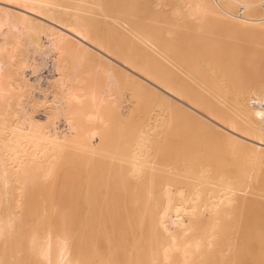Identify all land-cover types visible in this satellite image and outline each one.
<instances>
[{
  "label": "rangeland",
  "instance_id": "1",
  "mask_svg": "<svg viewBox=\"0 0 264 264\" xmlns=\"http://www.w3.org/2000/svg\"><path fill=\"white\" fill-rule=\"evenodd\" d=\"M89 1H91V2H88V3L86 2V3H84L86 5H84V4H80L78 2V0H59V2H61L60 5L62 4L65 7H68V6L73 7V5H77L78 7H81L80 5H83V7L85 6V8L81 9L82 11L78 10V12H77V14L78 15L80 14L81 17L87 16L86 18H84V21H86L87 23L86 22H85V24L83 23L80 26L81 27L80 29L85 30L84 32L90 38V40H92V41L94 40L93 41L94 43H92V44L96 43L95 45H97V44L102 45L104 43L103 47L105 49L108 48V49H106L107 50L106 53L109 55V57L106 54H104L100 51L98 52V50L97 51L95 50L98 54L102 55L107 60H109L110 55H111V57L114 56L115 58L119 57L120 59H118V60L120 62L119 61L115 62V60L112 61L113 59L110 58V61L112 62L114 68L112 67L110 70H108L109 69L108 66L106 67L101 60H99L98 58L96 59L93 56H89V55L85 56L86 55L85 54L83 56V58H79L82 60H78V59L75 60V59H73V57L71 55L72 53H69V52H68L69 54L62 53V56H61V53L60 54L58 53L59 57H56V59L60 60V61L59 60L58 61L61 65L57 62L59 64L60 68L58 66H56L57 68L55 67V70L52 71V74H48L47 72H45L46 70L43 69V71L40 72V74L43 77V79L49 78L48 80H50L49 81L50 83L56 82V80H58V78H59V79H64L65 81H63V82H68L69 84L71 83L72 85L70 84V86L75 87L74 88L75 90L80 89V91H78L76 94H78L79 97L81 96V99H80L81 103L76 104L77 107H76V105H74L75 106L74 111L72 112V114L74 116L73 117L70 116V117H72L71 121H74L73 118H75V117L78 118L77 116H75V115H77L75 113L77 112V110L79 111L83 105H85L87 100H89L90 98H93V99H90V102H91V100H96V99L98 100V98H97L98 95L100 98L98 100L99 105L102 104V101H103V104L105 107L103 109V104H102L101 105L102 109H100L101 107L99 106L100 107L99 110H102V111L105 110L106 114L100 113L101 114L100 117L102 118L101 119L102 122H99L100 118L98 120H96L99 123L92 120V119H94V117L91 119L92 122L89 119L86 121L84 120V122H82L83 125H84V123L86 125V123L91 122V123H93L92 124L93 126H95L97 123L95 128L91 124H89V125H91L90 127H93L92 129H90L89 127L84 125L85 128L93 130L92 132H94L95 134L99 132L95 136V138L96 139L98 138V139L94 142L95 144L93 143L94 146L89 145L92 142L86 143V144H88V147L90 146L91 148H93L91 150L92 153L88 152L90 149L88 150V148H87V149H84V154H86L85 151L88 150L87 154H86V158H83L82 155L80 157V154L78 152L82 151V150H79L78 152L76 151L77 152L76 154H79V155H77V157L74 156V155H76V154H74L75 153L74 150L75 149L78 150L77 148L80 145L78 143H76V141L73 142V145H75V148L72 147L74 150L73 149H72L73 151L71 150L72 153L74 152L73 153L74 160H73V158H71L72 160L70 159V161L72 163L69 160L66 161L67 164H66V162L63 163V161H65V160L62 161L61 159L59 161V162L62 161L61 163H58V162H57L58 164L56 162L51 163L52 165L54 164L53 166L50 165V167L53 169V171L51 169V171H52V172H50L51 174L46 179L42 177V180H39L37 183H34V184H36V186L37 185L40 186L41 182H43L44 184H41L43 186H40V187L37 186L36 187L33 184H32L33 185L32 186L30 183L31 186H28V185L26 186V184H23L26 188L24 189V187H23L21 189L23 181L20 184L21 187L19 185V183H20L19 182L17 184L19 185V188L21 190H23V191H20V192H23L22 193L23 196L20 194L21 197L16 198V195H19L18 193H20V192H18L19 190H17L18 193H15L16 189L18 188V186L15 183L14 186H17V187H15V189H13L12 187H14V186H12L11 189L15 190L14 194H16V195H13L15 197L12 198L10 196L11 194L9 195V193H12V190H11V192H9L8 189H10V188L5 189L4 187H6L8 185L6 184V186H4V184H3V186H4L3 187L1 185L2 181H0V225H3V227L7 226L6 228H3L6 232L2 229V235L0 236L1 237L0 238V249H1L0 253L4 256L3 259H4L5 264H34L37 259L35 258L36 259V260L34 259L35 261L32 260V258H33L32 256H34L35 254L37 255L35 257L40 256L41 252L37 253L39 250L41 251V249H39V248L40 247L43 248L44 246L46 248V246H48L47 244L50 243L49 242L50 237L53 238L54 235L57 237H58V235H60V237L62 238L61 239L58 237V239H57V237L54 236L56 239L55 238L53 239V241L55 240V242H57V240H58V246H60L59 248L61 249L62 245L66 246V248H67V252H65V253L63 252L64 258H65V254H68L69 251H70V254L73 252L75 254L74 256L76 258L71 257L70 254H68V256H69V259L71 257V259H72V260L70 259L71 261H73V259L74 260L77 259V264L79 263L78 261H79L80 257L78 255L76 256V254L79 253V255H80V252L82 253V251H84V250L86 251V253H89V254L92 253V254H90V256H86L87 254H85V255L81 254V255H83V257L86 256V258L91 259V260H88V259L85 260V261H87V263L89 262V264H94L95 262L97 263V261H98V264H105L103 261L106 260L105 259L106 255H107L106 253L110 251V248H112L111 249L112 255L110 253L111 258H109L110 257L109 255H107V261L109 259H110V261L108 263L106 261V264H113V263L114 264H118V263L122 264L123 262H121V260L123 261V259H125V257L122 258L123 256H126V257L129 256V257L133 258L132 255H134V254H135L134 258H136V259H134V258L133 259L138 261L137 259L139 258V259H141L140 261L142 262V264H144L145 261L149 260L147 258L145 259L144 255H147V254L150 255L152 252H156L153 249V247L155 245H153L152 239L149 237L150 238V240H149V238H147V236H146L148 234H145V233H150L147 231H148V229L150 231V228L155 226L153 221L156 219L159 221V222L157 221L159 224L156 222H155V224H157L156 226L159 225V227H160L161 223H162L161 225H163L164 221L167 218L172 219V221L176 220V222H177V220H178L179 222H181L180 217H181V215L182 216L184 215V213H183L184 209L185 208L190 209L191 206H194L196 201H197V198H199V196L201 195L198 193L197 189H194L195 187L199 189V186H200V187L204 188V189H202L204 191L207 189L206 192L209 195L210 192L208 193V190L210 191L211 189H214L213 187L216 188L217 185H218V187L220 186L219 188H221V187H223L222 185H224V181H225V183L227 181L228 183L229 182L231 184L233 183L232 185L230 183H229L230 185L228 183H226L225 185L227 186V184H228L229 189L232 188L234 190H237V192H236L237 196L240 195V193H242L241 195L242 196L244 195V198H246L247 195L252 192V193H255V195L257 193L256 197L258 196L259 197L258 199L260 201L264 200L263 199L264 198L263 197L264 196V158L261 159L260 161H257V162L254 161L255 163L252 161L249 162L250 159H246L247 157H245L244 155H241L240 151H238V150H241L240 147L237 145H236L237 147L235 145H233L232 144L233 142L232 141L229 142L228 138H227L228 141L225 140L224 135H223L224 136L223 137L220 134L215 133V132H213V134H210L211 131L209 132L208 130H206V127L203 128L202 124H200L202 126L199 127L200 125H198V121H196L197 122V124H196V123H191V120H190V122L187 120L185 121L186 118L182 120L181 118L183 116H181V118L180 117L177 118L178 113H179V115H181L180 112H178V113L174 112L173 113V111L170 110L171 108L173 110H175L174 107H172L173 105H171V102H173V101L179 102L177 100V98H180V97H179V95L177 97L176 93L178 91H177V89H174V84H176V79H178V76L180 75L179 79L182 80V78H183L185 80V82L187 84L184 82V80H182L183 83L188 85V88L190 87L189 89L192 90V92H194L193 94L194 95L197 94L196 96H201L200 102H203V104H205L204 103V101H205L208 107H210V106L212 108L218 107V110H219L218 112L222 111L220 113L225 114V115H222L223 117H226L229 121H230V119H231V121H233L230 123L231 124L234 123L235 126L232 124V126H234V128L239 129L240 131L242 130V131L248 132L252 135L260 134L264 137V31H263V38L261 40L260 39L256 40L254 38L250 39V37L249 38H248V36L245 37V35H243V34H241V35H243V36H241V35H239V34H237L234 31L229 29L227 23L230 20L231 16L228 13L227 14L225 13L226 16L225 15L219 16V15L212 14V13L209 15L205 14L204 18L201 16L200 19H197V17H196V20L194 18L187 17L186 14H188V12L186 13V9H188L187 8L188 5H185L186 4L185 0H147L145 2V5H143V3H144L143 0H126V1L121 0L123 2V4L120 0H95V1L89 0ZM184 2H185V4H184ZM93 3H94V5H93ZM98 5H99V7H98ZM259 5L263 10V3H260ZM236 7L238 8V6H236ZM73 8H75V6ZM87 8L90 10H88ZM237 8H236V10H237L236 13L239 14L238 13L239 8L238 9ZM11 9H14V8H11ZM70 10H72V9H70ZM84 10H86V11H84ZM92 10H94V11H92ZM41 11H43V10H41ZM67 11L63 10L62 16L63 15L66 16L65 13H69V11L68 12ZM74 11L75 10L71 11V13H73ZM76 11H77V7H76ZM79 11H80V13H79ZM43 12H46V10H44ZM82 12L87 13V14L83 15ZM93 12H94V14H93ZM48 13H46V14H48L49 18L46 16H45V18H43V17L38 18V16H36V15L35 16L30 15V17H32L31 20L33 22H34V20L35 21L37 20L34 23L38 22L39 25L42 24V27L45 26L44 28H48V27L54 28L55 25L52 22H57L60 19L58 20L57 19L58 17L56 18L57 14H55L56 15L55 16L53 14L50 15L51 12H48ZM74 14H75V12H74ZM227 15H228V17H227ZM50 16H52V18H50ZM54 18H56L57 21H55L56 19H54ZM72 18H75V16ZM201 18H203V19H201ZM12 19H13V17H12ZM86 25L88 26L89 29H86L87 28ZM121 26H123V27L121 28ZM123 28H124V30H123ZM87 30H89L90 33L86 32ZM9 31H11V29ZM12 32H13V30H12ZM146 32H149V33L153 32L154 34L157 33L155 36V40L150 39L149 37H148L149 39H147L146 38L147 36L144 35ZM14 34H16V32ZM13 35L12 36L10 35L11 38L13 37ZM16 37H17V35H16ZM179 37L181 38L180 42L178 41ZM182 37H183V39H185L184 44L182 43V45L186 46L188 50H185V51L180 50L181 49L180 48L181 47V45H180L181 41L183 42ZM11 38L8 39V41L11 40ZM22 38H25V37H22ZM144 38H146L147 40L153 41V42L149 41V43L153 44V45H151L152 50H150V51H151V53L153 51H155L156 55L158 54L157 57L158 56L159 57L158 58L156 57V58L158 59V61L162 62V63L161 62L160 63L163 65V68H165V69L167 68V70L169 68H170L169 70H171V69L175 70V73H174V71L171 70L173 72V75H171L170 78L166 77L163 79V81H162L163 86L161 85L160 89L153 86L155 90L160 92V94H159L160 96H162L161 94H163V96L164 95L166 96V98H164V99H166V101L163 98L160 99L161 101H159V98H157V100H156V97L154 98V94H151L150 92L145 91V90H143V91L140 90L139 89L140 87L136 86L137 84L134 82V80H136V78L143 80L141 77H139L136 74V72L138 73V70L139 71L144 70L146 68H149V66H150L149 61H146L144 59L139 58L134 52L135 48L139 47V45L142 44L143 41H145ZM198 38H200L202 41ZM191 39H194L195 41H197V39H198V41L195 42L194 40H191ZM21 41H22V39H21ZM167 42L169 43V46H171V48L166 49L165 45H167ZM196 43L198 45H202V44L206 43L205 44L206 46H208L207 44H210V46H208V47H214V49H213L214 51H216L215 49H216V47H218L217 45H219V48H217L218 53H216L217 51L214 53L212 52L213 54L209 53V52L207 53L206 52L207 48L205 47V45L204 46L202 45L201 48L203 49V47H205L206 49L205 48H204L205 50L201 49L202 50L201 51L200 49L196 48L198 45L196 47H194ZM211 44H212V46H211ZM214 44H215V46H214ZM224 44H225V46H224ZM226 44H227V46H226ZM177 46L178 47L180 46L179 52H181V51L184 52V53H182V52L180 53L181 54L180 57H179V52H177V50H176ZM223 46H224V48L222 49L221 47H223ZM8 47H10V46H8ZM186 47H183V48L186 49ZM190 47H192V49ZM227 47H229L231 49L235 48L233 50L234 52L232 53L231 50H229V54H230L229 55L227 52L229 48H227ZM23 49H25V47ZM209 49H212V48H208V51H209ZM220 49H222L221 52L226 51V53L222 54V56H221L222 58L220 57L221 52L219 53ZM224 49H225V51H224ZM5 50H6V48H5ZM204 51H205V53H204ZM146 52H147V49H146L145 53ZM149 52H147V54L151 57V59L153 57L155 58V52H153L152 54ZM175 54L176 55L178 54L177 55L178 57L175 56ZM224 54L225 55L227 54L226 55L227 57ZM152 55H153V57H152ZM70 56L72 57V59ZM5 57H6V55H5ZM61 58H62V60H61ZM69 58H70V60L67 61V59H69ZM7 59L8 58H5L4 60H7ZM19 59H20V56H19ZM56 59L54 56V60H56ZM154 60H156V59H154ZM15 61L16 60L14 59L11 62H15ZM71 61H73L74 63L72 62L70 65ZM7 62L8 63L7 64L5 63L6 65L2 67V68H5V70L6 69L9 70V71L4 70V74H6L4 76V78L6 76L12 77L13 74L11 75V73L14 72L11 70V68H13L14 65H12V67L10 68L11 62H9V60ZM39 63H40V60L37 58V64H39ZM131 64H133L134 67H136L137 69H133ZM243 64H245V65H243ZM39 65H41V64H39ZM129 65H131V67ZM242 65H243V67H242ZM247 65H248V67H246ZM6 66H7V68H6ZM42 67H44L43 64H42ZM42 67H40V70H42ZM104 67H106V68H104ZM245 67H246V69L248 68V70H245ZM237 68L239 70V74H238ZM59 69L60 70L62 69V70L59 71ZM240 69H241V72L243 73L244 76L242 74L240 75V73H241ZM2 71H3V69H2ZM58 71L61 72L62 74L61 73L59 74ZM236 71H237V73H236ZM56 72H58V74ZM225 72H226V74H225ZM257 72H258V74H257ZM259 72H260V75L263 72V74H262L263 77H262V75L261 76L259 75ZM8 73H9V75H7ZM250 73H252L253 75H251ZM254 74H256V75H254ZM15 75H16V73H15ZM246 75H247V78L245 77ZM250 75L253 76L254 78L250 77ZM0 76L2 77L3 74ZM56 76H57V78H56ZM108 76H109V79L104 80V78L108 77ZM236 76H238V77H236ZM9 77H8V83L12 84L11 82H13V85H12L13 88L15 86V83L20 84V82H17L18 78L13 77V79L15 78L14 81L17 79L14 82L13 79L12 78L9 79ZM171 77H173L175 79H173ZM226 77H228V79ZM31 78L32 79H30V80H31L32 84L36 85V83H34L35 82L33 79L34 77H31ZM224 78H225V80H224ZM235 78H237V79H235ZM256 79H258V81H256ZM6 80L7 79H5V82H6ZM174 80H175V83H174ZM252 81H254V82H252ZM68 83H67V86L69 85ZM259 83H261V84H259ZM252 84H253V86H252ZM35 85H33V86H35ZM44 85H45V82H42V84L40 85L41 90L45 88ZM260 85H262V86H260ZM87 87H90V88H87ZM176 88H178V86H176ZM252 88H253V90H252ZM84 89H85V91H84ZM173 89L176 93L173 92ZM22 91H24V88ZM101 91H104V93L100 94ZM81 94L82 95L84 94L85 97L82 98ZM100 95L103 97V99L106 95L108 97V99H107V97H105V99L101 101L102 98L100 97ZM174 96L177 98H175ZM254 97L259 102V103H257L258 105H261L262 104L261 102L263 101V109L258 110L257 115H251V114H249V111L247 110V106H248L250 100ZM106 99H107L108 103L110 101H115V102L108 104ZM155 100L157 102H160V103H157ZM168 100H170L171 102L170 101H169L170 103L167 102ZM104 101L106 102V105H105ZM121 103L122 104L125 103V104L130 105L129 106V113L130 114L127 112L125 114V116H127V117L124 116L125 118H123V116H122L123 120L121 119V115H120V118H118V120L121 119V121L120 120L119 121L122 124L120 122H118L117 119H116V121L118 123H116L115 118L113 119V115H111L109 113L112 110V109L109 110L110 108L115 107V109H116V106L118 104L120 106ZM172 104H174V103H172ZM161 108H162V111L165 112V115H166L165 120L166 121L164 120V122L161 125L159 124L160 126L153 127V125L154 126L156 124L158 125V123H156V124L153 123L152 114L155 111H157V109L161 110ZM3 109L4 108H2L0 110L1 113H2ZM258 109H260V108H258ZM112 112L113 111H111V113ZM9 113H10V110H9ZM113 113H116V111L114 110ZM128 114H129V116H128ZM115 115H117V114H115ZM110 116H112L111 119H110ZM40 117L41 118H39V120L44 121L43 120L44 116L42 113H40ZM118 117H119V114H118ZM175 118H177V119L180 118L181 120L176 121ZM203 118L206 119L207 121L213 122L211 117L206 118L203 116ZM124 119H127V120H124ZM173 119H174V121L171 122V120H173ZM75 120H77V119H75ZM119 123H120V125H119ZM171 123L172 124L174 123V124L172 125ZM170 124H171V128H169ZM212 124H214V122ZM61 125L62 124L60 123V126ZM136 125L138 127H140L143 131H144V129H145V131L148 130L149 132H151L153 134L152 135L153 138L156 137V139H158V140L154 139L155 142L156 141L158 142V144H156L157 142L153 143L154 140L152 141V143L154 145L156 144L155 146H153L155 148L151 147L153 145L152 143L150 144V148H149V154L150 155H148L150 162H147V163H152L151 164L152 168H154V169L156 168V170H157L158 175L156 173H155V175L158 178H156V177H154V178H156L158 180L165 179L164 181L166 183L168 182L167 180L170 179V180H172L171 182L176 183L177 187L174 186V188H176L177 191H180V189L182 190V194H181V192H179L177 194H176V192L175 193L172 192V194L173 193L176 194L175 195L176 199L178 198L176 203H175V201H176L175 197L172 196L171 193H169V195L172 196L174 201L171 200L173 202L171 203V201H170V203H171V205H170L169 201H166V199H165V203L168 202L169 206L166 205L167 203L164 204L165 206H168L166 208L163 207V208H165L164 211L162 210L163 208L162 207L160 208V205L157 204L158 202L155 203V201H154L156 199H157L156 201H158V198H157L158 194H156V193L159 191L160 186H158L157 184H154L155 181L151 183V181L155 180L153 178V174H154L153 171L150 172V173H153V174H151L152 178H151V176H149L150 173H148L147 176L146 175L144 176L145 172H144V174H141L143 177H141V175H140L139 178L136 177V175L132 172H131L132 175H130L131 173L129 174V172L132 168H131V165L128 161L129 160L128 155H126L128 158L126 157V160H123V161L124 162L128 161L129 165H127L126 162L125 163L121 162L122 158H124V157L121 158V157L116 155V153L118 154L117 149H121V147H122V146L120 147V144L121 143L123 144L125 142L126 137L129 136L127 133H131V130L134 131L135 130L134 128H136ZM133 126H135V127H133ZM151 127H152V130L150 129ZM222 130H224V129H222ZM123 132L126 134H124ZM67 134L68 133L65 132V135H67ZM123 134H124V136H123ZM155 134H156V136H155ZM169 136H170V138H169ZM219 136H220V138H219ZM110 137H112L113 139ZM117 137L119 140H117ZM177 137H179V138H177ZM180 137H182V138H180ZM128 139H126L127 140L126 143H128ZM93 140H95V139H93ZM117 142L118 143L120 142V143L118 144ZM213 143H214V145H212ZM113 145H116L117 147H120V148H116L115 146L113 147ZM123 145H124V147H122V149L127 148L129 151H131L132 150L131 148H133V143L129 146L125 145V144H123ZM199 145H202V146H199ZM85 146H87V145H85ZM156 146H157V148H156ZM112 148L116 149L117 151L115 150L116 151L115 152L114 149H112ZM81 149H83V148H81ZM122 149H121V151H122ZM199 149H200V152H199ZM221 150H223V151H221ZM93 151L95 153H93ZM191 151H193V152L196 151L197 154H194L193 156L188 155L189 157L191 156L190 158L186 157L185 154H188L189 152L191 153ZM219 151L221 153H219ZM206 152H207V155L204 154V159L203 158L201 159V157H203V153H206ZM237 153H238V156H237L238 158L236 157ZM120 154L124 156V153L123 154L120 153ZM195 155H196V157H199V159L201 161L199 159L194 158ZM205 156H206V158H205ZM214 157L217 159H215ZM76 158H78V159H76ZM82 158L84 161L82 160ZM236 159H239V160H237V162L240 164L237 165L236 164L237 162H234V161H236ZM198 161H200V163H198ZM231 162L234 165L231 164ZM244 162H246V163L244 164ZM222 163H224V164H222ZM74 164L76 166L78 164V166L76 167ZM213 164H214V166H213ZM215 164H217V165H215ZM151 166L150 167L146 166V169L148 170V171H146V169H145L146 173L149 172V169L151 168ZM244 166H245V168H244ZM124 167L126 169L129 167V169L126 170V169H124ZM238 168H239V170H238ZM115 169L117 171H119V169L125 170V173H128L130 176H132L131 179H126V178H124L125 174L121 173L122 178H124L123 179L124 183H125V179L128 181L127 187H129V188H127L123 182H120L121 184L122 183L123 184L119 185L120 183H118V181H120V179L122 181V178L121 177L118 178L117 176L118 175L120 176L119 172H121V171L117 172ZM154 169H150V170H154ZM245 169H247V170L245 171ZM114 170H115V172H114ZM128 170H129V172H127ZM242 170H244V171L242 172ZM201 172H203V173H201ZM219 172H220V174H219ZM116 173L118 175H116ZM221 174H223L224 176H222ZM113 175H115L118 178V179H116L117 181L114 179L115 176H113ZM129 175H127V177ZM225 175H226V177H225ZM133 176H135L136 178H134ZM202 176H203V179H202ZM145 178H146V180H145ZM39 179H41V178H39ZM133 179H135V181ZM195 179L196 180L200 179L201 183L199 180L196 181ZM44 180H45V182H44ZM149 180H151V181H149ZM170 180H169V182H170ZM222 180H223V184H222V182H220ZM145 181H146V183H145ZM164 181H163V183H164ZM116 182L118 184H116ZM163 183H161V184L163 185ZM189 183H191V186H189L190 185ZM132 184L134 185L135 190H134V187ZM146 184H150V185H148L149 187ZM219 184H221V185H219ZM154 185H155V187H154ZM10 186L11 185H9L8 187H10ZM124 186H125V188H123ZM190 188H191V192H189ZM226 188L227 187H225V190H228V188L227 189ZM221 189H223V188H221ZM167 190L165 191V193L171 192V190L170 191L169 190L167 191ZM242 190H244V191H242ZM155 191H157V192L155 193ZM247 191H248V193H247ZM7 192H8V195L6 194ZM134 192H136V193L141 192V193H138V194L135 193V195H136L135 196L133 194ZM199 192H201V190H199ZM154 193H155V196L156 195L157 196H156V199L153 200V198H155ZM131 194H133V195H131ZM245 194H247V195H245ZM251 194H249V197L252 195L254 196V194H252V195ZM164 195H166V194H164ZM164 195H163V197H164ZM169 195L167 194V197ZM178 195L179 196L183 195L182 196L183 198L181 196L179 197ZM122 196L125 197L124 199L121 200L124 203L120 201L121 204H119L120 202H118V204L117 203H115L113 205L111 204L113 206V211H115V212H113L112 207L110 205V201H108V200H110V198H111V199H116V201H117V199L119 197L121 198ZM148 198H149V200L151 199L155 203L154 204L150 200L152 203L151 204V208H152L151 210L154 211V213H157L156 216L153 215L154 219L146 216L148 212L146 213L144 211L145 207L143 208V206H144L142 204L143 202L141 203V201H148ZM172 198H170V199H172ZM126 199L128 200L127 203H125ZM168 199H169V197L167 198V200ZM234 200H233V204L230 205V206H232V207H230V208H232V209H230V210H232V212L227 213L229 211V209H228V211H227V209L224 210V211H227V212H224V214L226 213L227 216L223 214L224 215L223 217H226L225 219H227V220L229 219V220L227 221L224 219L226 221V224H225V223H223L224 222L223 217L222 218L220 217L219 219L223 220V222L221 220L222 226L221 225L217 226L218 224H216V227L217 228L219 227V230L216 228V230L219 231V233L221 230L220 227L222 228V227H225L227 224L228 225L230 224L229 227L230 228L232 227V229L229 230V228H228L227 231L228 230L230 232L232 231L233 234L228 231L229 235L226 236V234H225V236L229 237V239L226 238V240L225 239L222 240V238L225 237L222 235V237H220L221 239L219 238V241H217V239H218L217 237L220 235L217 232L216 234H219V235H217L216 238L215 237L211 238V240L213 241V244L210 247V249L214 248L215 247L214 245L217 242L218 244L217 243L216 244L220 248V251H221L220 256L224 257V258H220L218 256L219 253L217 252L218 254L216 253V255H217L216 260L220 259V261L218 260L215 262V259H214V261L212 260L213 263H211V264H218V262H220L219 264H221L223 262H226V259L228 257L231 258L232 254H233V250H235V247L233 248V246H234L233 244H235V246L238 245L235 242L234 238L238 237V241H237L238 243H239V240H241L239 238H241V236H242L241 233L243 232V231H241V233H240V229L243 228V226H240L241 223H243V222H241L242 219L240 218L242 216L239 215L240 213L238 211H240V209H238L239 206L237 208V203H234ZM92 204L95 206H93ZM126 204L128 205L129 209L131 210V212H129V210L127 212V215H128V213H129V215L131 214L130 216L128 215L129 220H128L127 215L126 214L124 215V213L127 210L125 207ZM153 204L159 205L160 211L154 210V209H158V208H156L158 206L155 207ZM153 206L155 208H153ZM108 209L110 210L109 214H108V212H109ZM140 209L141 210L143 209V212H141ZM235 209L238 211L236 212ZM103 210L106 213L103 212ZM145 210L147 211V209H145ZM152 211H150V212H152ZM243 211H244V208H243ZM11 212H13V213H11ZM101 212L103 213V215ZM9 213L11 215L13 214L12 215L13 217ZM16 213H17V215H16ZM219 213H221V212H219ZM234 213H237V214H234ZM243 213L241 215H243L245 217V214H243ZM133 214H134V216H133ZM152 214H153V212H152ZM221 214H219L218 217ZM137 215H138V217H137ZM148 215H151V214H148ZM234 215H235V217H234ZM237 215H239V216H237ZM121 217H123V219ZM140 217H142V218H140ZM237 217H238V220H237ZM14 218H17V219H14ZM133 218H135V220ZM203 218H205V216H203ZM208 218H210V217H208ZM208 218H206V219L208 220ZM7 219H9L8 221H11V222H8ZM12 219H14V220H12ZM101 219H102V221H101ZM120 219L123 220V223H121V224H120L121 221L119 222ZM125 219L129 221V224H131V222L134 223V224H131V226H130V227H132L131 229L129 228V224L127 223L128 221H126ZM131 219H133L134 221ZM142 219L145 220V223H144V220L142 221V223L144 224V225L142 224L144 226V229L143 228L140 229V227H142V225L140 226L141 223H139V222H141ZM148 220L151 222L150 225H147L149 223V222L147 223ZM210 220H211V218H210ZM111 221L114 224H116L117 226L118 225L119 226L117 227ZM125 221H126V225L128 224L127 225L128 227L124 224ZM215 221H216V223L220 222V221L214 220V223H215ZM6 222H8V223H6ZM233 223H234V225H233ZM69 224L71 227L69 226ZM170 224L172 226H174L175 222L170 223ZM224 224H225V226H224ZM94 225L95 226L97 225V226L95 227ZM98 225H99V227H98ZM124 225L128 228V231H129L128 236L129 237L126 234H125L126 237L125 236L122 237V235H124V232L126 229L124 227ZM209 225H211V224H209ZM228 225L226 227H228ZM104 226H105V231L104 230L103 231L104 232L107 231L108 233H106V234H104V232H103V234L101 232L99 233L98 231H100L102 228H104ZM156 226H155V229L154 228L153 229L156 231L163 229V231L160 230L161 231L160 234L162 235V233H163V235H164V233H165L164 228H166V227L161 226L162 228L160 227V229H158L159 227H156ZM213 226H215V224L212 223V226H210L211 229L213 228ZM9 227H10V229H9ZM68 227H70V228H68ZM94 227H95V229H94ZM97 227L99 228L98 231H95V233L93 232L94 233L93 234L92 231L97 230ZM100 227H102V228L100 229ZM111 227L113 229H112V231H110L111 232L110 233L108 230L109 229L111 230ZM116 227H117V229L115 230ZM203 227L206 228V225ZM238 227H241V228L238 229ZM107 228H109V229H107ZM196 228L194 229L195 232H193L191 230L194 234L193 236H195V234H196V236H198V234L201 233L202 227H199L198 228L199 230H197ZM135 229H136V231L133 232V230H135ZM137 229H140V230H137ZM235 229L238 230V234H236L237 232ZM53 230H54V232H53ZM69 230H72V232ZM131 230H132V233H134V234L130 233ZM145 230H147V231H145ZM166 230H165L166 234L168 232V234L170 235V233H171V232L169 233L170 230H168V229H166ZM225 230L226 229L224 228V231ZM60 231H62V232H60ZM160 231H158V232H160ZM197 231H198V234L196 233ZM224 231H222V232H224ZM50 232H51V234H49ZM70 232H71V234H70ZM96 232H98L99 234ZM228 232H227V234H228ZM45 233H47L48 237L44 236V235H46ZM52 233H55V234L53 235ZM119 233H121V234H119ZM126 233H127V231H126ZM224 233H226V232H224ZM61 234L64 235L66 240L64 239L63 236H61ZM110 234H111V236H110ZM130 234L134 235V237ZM38 235L42 236V238ZM50 235H52V236H50ZM115 235H116V237H115ZM165 235H164V237H167V235L166 236ZM243 235H244V232H243ZM188 236L191 237L190 234H188L186 237H188ZM196 236H195V238H196ZM232 236H234V238H232ZM37 237L39 240L38 242L40 244L37 247H35L33 242H35V238L37 239ZM33 238H34V241H33ZM76 238H78V239H76ZM89 238H90V240H89ZM142 239L143 240L145 239L144 241L149 240L150 242L146 243V242L142 241ZM90 241L91 242L94 241V242L91 243ZM108 241H109V244H108ZM233 241H234V243H233ZM96 242H97V244H96ZM140 242H144V243H140ZM59 243H60V245H59ZM139 243L142 246L144 244V246L145 245L146 246L153 245V247L149 246V249H147V247H144V246L139 247L140 246ZM91 244H92V247H91ZM114 244H115V246H114ZM130 244H131V246H130ZM137 244H139V246H136ZM219 244H221V245H219ZM106 245H108L109 248ZM122 245H123V248H122ZM133 245L136 247V250L139 247V249L137 250L139 252L136 251V253H133V251H131L130 248H132ZM69 246H71V248ZM224 246L227 248H225ZM228 246H229V248H228ZM63 247H62V251L65 250V248H63ZM85 247L86 248L90 247V251L87 250ZM236 247L238 248L239 246H236ZM36 248H38V249H36ZM119 248H120V250H121V248L126 250V251L125 250L121 251V252L125 251V255H122V257L121 256L117 257L118 255H120V254H118V252L120 253ZM76 249H77V251L75 252L74 250H76ZM82 249H84V250H82ZM93 249L95 250V252L97 251L96 254H95ZM105 249H106V253H103V250L105 252ZM133 249H134V247L132 248V250ZM142 249H145V250L143 251ZM146 249L148 251L147 253H145ZM225 250L228 253H226ZM236 250H238V249H236ZM236 250H235L234 254L237 256ZM2 251H3V253H2ZM99 251H101V253H99ZM140 251H143L145 254L143 252H140ZM150 251H152V252H150ZM217 251H219V250H217ZM231 251H232V253H231ZM126 252H129V253L126 254ZM210 252H212V251H210ZM210 252H209V254H210ZM137 253L138 254L143 253L144 255L142 256V254H140L141 256L139 255V257H138ZM102 254H103V256L105 254V258L102 261L103 263L101 262V260L103 259V257L101 258ZM156 254H158V256H159L160 253L157 252L154 254V256ZM214 254H215V252H214ZM234 254H233V256H234ZM211 255H212V257H214L213 254H211ZM225 255L226 256L228 255V256L226 257ZM68 256L66 257V259H64L63 257H60L59 260H61V261L64 260V262H65V260H69V259H67ZM98 256H100L99 258H101V260H98L99 259V258H97ZM154 256L152 255L153 258H154ZM77 257H79V258H77ZM129 257L125 260H128V262H129V260L133 262V259L131 258L132 259L131 260ZM160 257L158 260H155V263H156V261L161 260L162 257L161 258ZM200 257H202V256H200ZM40 258L41 257H39L38 259H40ZM94 258H96L97 261ZM119 258H122V259L120 260ZM198 258H195V259H198ZM230 258L227 259V261L230 260L231 262H233V259H235L236 257L233 259H230ZM54 259H55V257H54ZM195 259H193L194 260V262L192 261L193 263L196 262L198 264H203V263H199L200 261L197 262L198 260H200V258L197 261ZM201 259H204L203 262L205 261V259L207 261V257L206 258L202 257ZM31 260H32V262L33 261L34 262L32 263ZM40 260L43 264H52V263H50L52 261L51 259H50L51 261H48V259H46V258H45V260L43 259V261H42V259H40ZM40 260H38V264L40 263ZM59 260L56 261V259H55L56 264L60 263ZM150 260H151V258H150ZM91 261H95V262H91ZM149 261H147V262H149ZM206 261H205V263H206ZM230 261H228V262H230ZM132 262H131V264L135 263V261L133 263ZM161 262H159V264L160 263L163 264L164 261L161 260ZM169 262H171V260L164 262V264H172V262L171 263H169ZM201 262H202V260H201ZM208 262H209V260H208ZM231 262H230V264H231ZM42 263H40V264H42ZM81 263H82V259L80 260V264ZM138 263H139V261L135 264H138ZM65 264H66V262H65ZM72 264H73V262H72ZM74 264H76V263H74ZM149 264H150V262H149ZM152 264H154L153 261H152ZM209 264H210V262H209Z\"/></svg>",
  "mask_w": 264,
  "mask_h": 264
},
{
  "label": "bare ground",
  "instance_id": "2",
  "mask_svg": "<svg viewBox=\"0 0 264 264\" xmlns=\"http://www.w3.org/2000/svg\"><path fill=\"white\" fill-rule=\"evenodd\" d=\"M95 1V0H94ZM93 1V2H94ZM121 1V0H120ZM123 1V0H122ZM121 1V2H122ZM126 1V0H125ZM147 0H143V5H145V2H146ZM186 1V4H185V2H184V4L185 5H188V9H186V13L188 12V14H186L187 15V17H191V18H194L195 20H196V17H197V19H200V17L202 16L203 18H204V16H205V14H207V15H209V14H216V15H219V16H226V14L228 13V14H230V20L228 21V27H229V29L230 30H232V31H234L235 33H237V34H239V35H241V34H243V35H245V37H247L248 36V38L250 37V39L252 38H254V39H256V40H261L262 38H263V31H264V0H185ZM68 2V1H67ZM78 2L80 3V4H84V3H88V2H91V1H89V0H78ZM117 2V1H116ZM60 3L61 2H59V0H0V75H2L3 74V76L1 77L0 76V110L2 109V108H4L3 110H2V113H1V111H0V181H2V183H1V185L3 186V184H4V186H6V184L9 186V185H11L10 187H8V186H6V187H4L5 189L7 188H10V189H8L9 190V192H11V190H12V193H9V195L13 198V197H15V196H13V195H16V194H14V191L15 190H13V189H15V187H17L18 186V188H19V185L21 184V182H22V187H21V185H20V187H21V189L24 187V189L26 188L23 184H26V186L28 185V186H31L32 184L34 185V186H36V184H34V183H37L39 180H42V177L43 178H47L51 173L50 172H52L53 171V169L50 167V165L51 166H53L51 163H61L63 160H65V161H63V163L64 162H66L67 160H69L70 161V159L71 158H73V160H74V157H73V153L74 154H76L79 150H82V151H79L78 153L80 154V157H81V155L83 156V158H86V154H87V151L88 152H91V150L93 149V148H91L90 146H94V142L98 139H96L95 138V136H96V134H98V133H94V132H92L93 130H90V129H92L93 127L95 128V126L97 125V123H99V122H102V118L100 117V113H105V110H99V108L100 109H102V104H103V101L102 100H104L105 99V97H107L106 95H105V97H104V99H103V97L100 95V97L102 98L101 99V101H102V104H100L99 105V102H98V100L100 99L99 98V95H98V100L96 99V100H91V102H90V99H93V98H90L89 100H87L86 101V103H85V105H83L82 106V108L78 111L77 110V112L75 113V114H77V115H75V116H77L78 118H73V120L74 121H71L72 120V117L74 116L73 114H72V112L74 111V105H76V104H79V103H81V101H80V99H81V96L79 97L78 96V94H76L78 91H80V89H77V90H75L74 88L75 87H72V86H70V84L68 83V82H63V81H65L64 79H59L58 78V80H56V82H53V83H50L49 81L50 80H48L47 78H45V79H43V77L41 76V74H40V72H42L43 71V69H45L46 71L45 72H47L48 74H52V71L53 70H55V67L56 66H58L59 67V61L56 59V57H59L58 55L61 53V56H62V53H64V54H69V53H72L71 55H72V57H73V59H78V60H82V59H79V58H83V56L85 55V56H87V55H89V56H93L94 58H98L99 60H101L102 62H103V64L107 67L108 66V70H110L112 67L114 68V66H113V64H112V62L110 61V58L111 59H113L112 61H114L115 60V62H118L119 60L118 59H120L119 57L117 58H115L114 56L113 57H111V55H110V58H109V60H107L106 58H104L102 55H100V54H98L96 51L98 50V52L100 51V52H102V53H104V54H106L108 57H109V55L106 53V49H108V48H104L103 47V44L102 45H99V44H97V45H95V44H92V43H94L92 40H90V38L86 35V33L84 32L85 30H82V29H80L81 27V25L84 23L85 24V22L86 21H84V18H86V17H81V15L79 14H77V12H78V10H81L82 8H85V6L83 7V5H80L79 3V5L81 6V7H78L77 5H73V7L75 6V8H73V7H65L64 5H60ZM70 3V2H69ZM118 3V2H117ZM120 3V2H119ZM125 3V2H124ZM260 3H263V10H262V8L260 7ZM122 4H123V2H122ZM68 5V4H67ZM84 5H86V4H84ZM93 5H94V3H93ZM92 5V6H93ZM236 6H238V8L236 7ZM76 7H77V11H76ZM98 7H99V5H98ZM11 8H14V9H11ZM92 8V7H91ZM97 8V7H96ZM236 8L238 9V13L239 14H237L236 13ZM70 9H72V10H70ZM88 9V8H87ZM41 10H46V12H43V11H41ZM63 10H68L69 11V13H65V15L66 16H62V12H63ZM73 10H75L74 12H75V14H74V12L73 13H71V11H73ZM88 10H90V9H88ZM262 10V11H261ZM67 11V12H68ZM82 11V10H81ZM84 11H86V10H84ZM92 11H94V10H92ZM48 12H51L50 13V15L51 14H53V15H55V14H57V16H56V18L59 20V21H57V19L56 18H54V19H56L55 21H57V22H52V23H54V28H44L45 26H43L42 27V24H40L39 25V23L37 24V23H34V22H36L34 19V22L31 20L32 19V17H30V15H36V16H38V18L39 17H43V18H45V16L46 17H48ZM46 13H48V14H46ZM79 13H80V11H79ZM83 13V12H82ZM226 13V14H225ZM84 14H87V13H83V15ZM93 14H94V12H93ZM92 14V15H93ZM52 15V16H53ZM89 15V14H88ZM91 15V16H92ZM206 15V16H207ZM52 16H50V18H52ZM61 16V17H60ZM75 16V18H72V17H74ZM12 17H13V19H12ZM54 17V16H53ZM90 17V16H89ZM227 17H228V15H227ZM49 18V17H48ZM91 18V17H90ZM203 18H201V19H203ZM54 21V20H53ZM87 23V22H86ZM93 24V23H92ZM87 26V25H86ZM123 26H121V28H122ZM11 29V31H9ZM86 29H89L88 28V26H87V28ZM12 30H13V32H12ZM123 30H124V28H123ZM16 32V34H14ZM86 32H88V33H90L89 32V30H87ZM147 33V34H146ZM144 35H146L145 37L147 38V39H153V40H155V36H156V34H154L153 32H146ZM153 33V34H152ZM14 34V35H13ZM13 35V37L11 38V36ZM16 35H17V37H16ZM243 35H241V36H243ZM22 37H25V38H22ZM149 37V38H148ZM11 38V40H9L8 41V39H10ZM89 38V39H88ZM146 38H144L145 39V41H141L142 42V44H140L139 45V47H136L135 48V50H134V52H135V54L139 57V58H141V59H144V60H146V61H149L150 63H149V68H146V69H144V70H138V73L136 72V74L139 76V77H141L143 80H141V79H138V78H136V80H134V82L137 84L136 86H139L140 88V90H145V91H148V92H150L151 94H154V98L156 97V100H157V98H159V101H161L160 99L161 98H166V96L164 97L163 96V94H161L162 96H160L159 94H160V92H158L157 90H155L154 89V87H156V88H161L160 86L162 85V81H163V79L164 78H166V77H169L170 78V76L171 75H173V72L172 71H174V73H175V70H167V68L165 69V68H163V65L161 64L162 62L161 61H158V57H157V55H156V52L155 51H153V52H155V58L153 57V55H152V57L154 58V59H156V60H154L153 58V60L151 59V57L147 54V52H149L150 50H152L151 48V45H153L152 43H149V41H151V40H147ZM13 39V40H12ZM21 39H22V41H21ZM25 39V40H24ZM180 37H179V39H178V41L180 42ZM196 39V38H195ZM198 39H200V38H198ZM198 39H197V41H198ZM24 40V41H23ZM157 40V39H156ZM182 40H183V42L181 41V49L177 46L176 47V50H177V52H179V49L180 50H188L187 49V47L186 46H184V45H182V43L184 44V41H185V39H183V37H182ZM191 40H194V39H191ZM201 40V39H200ZM199 40V41H200ZM96 41V40H95ZM195 41V40H194ZM197 41H195V42H197ZM202 41V40H201ZM200 41V42H201ZM84 42V43H83ZM151 42H153V41H151ZM210 43V42H209ZM202 44V43H201ZM206 43H204V44H202L203 46L205 45ZM220 44V43H219ZM144 45V46H143ZM198 44L196 43L195 44V46L194 47H196ZM202 45H198L196 48L197 49H202L201 48V46ZM208 46H210V44H207ZM223 45V44H222ZM229 45V44H228ZM8 46H10V47H8ZM12 46V47H11ZM166 46V49L167 48H171V46H169V43L167 42V45H165ZM208 46H206L205 45V47L207 48V53L209 52V53H214V52H216V53H218V49L217 48H219V45H217L218 47H216V51H214L213 49H214V47H208ZM211 46H212V44H211ZM214 46H215V44H214ZM224 46H225V44H224ZM224 46L223 47H221L222 49L224 48ZM226 46H227V44H226ZM10 49H8V48ZM25 47V49H23ZM183 47H186V49H184ZM205 47H203V49L205 48ZM5 48H6V50H5ZM178 48V49H177ZM191 49H192V47H190ZM205 48V49H206ZM208 48H212V49H209V51H208ZM227 48H229V47H227ZM233 48V47H232ZM146 49H147V52L145 53V51H146ZM154 49V48H153ZM190 49V50H191ZM202 49V50H203ZM204 49V50H205ZM222 49H220L219 50V53L221 52V50ZM235 48H233V49H231V48H229L228 49V54H229V50H231V52L233 53ZM96 50V51H95ZM145 50V51H144ZM201 50V51H202ZM211 50V51H210ZM213 50V51H212ZM181 51V52H182ZM224 51H225V49H224ZM69 52V53H68ZM152 52V53H153ZM181 52H179V57H180V53ZM187 52V51H186ZM230 52V53H231ZM59 53V54H58ZM149 53H151V51L149 52ZM151 53V54H152ZM182 53H184V52H182ZM204 53H205V51H204ZM206 53V54H207ZM212 53V54H213ZM223 53H226V51L225 52H221L220 53V57L222 56V54ZM231 53V54H232ZM5 55H6V57H5ZM57 55V56H56ZM75 57H74V56ZM178 55V54H177ZM176 54H175V56H177ZM225 55V54H224ZM223 55V56H224ZM227 55V54H226ZM225 55V56H226ZM230 55V54H229ZM18 56V57H17ZM19 56H20V59H19ZM54 56H55V59L57 60H54ZM8 58L7 60H4L5 58ZM71 57V56H70ZM72 57H71V59H72ZM157 57V58H156ZM178 57V56H177ZM227 57V56H226ZM18 58V59H17ZM37 58L40 60V63L39 64H41V65H39V64H37ZM64 58V57H63ZM68 58V57H67ZM85 58V57H84ZM152 60H150V59ZM222 58V57H221ZM16 60L15 62H11V61H13V60ZM86 59V58H85ZM9 60V62H11V64H10V68L12 67V65H14L13 66V68H11V70L12 71H14L13 73H11V75H12V77L10 76H8L9 77V79L10 78H12L13 79V77H15L16 75V77L15 78H18V80H17V82H20V84L19 83H15V86H14V88L12 87V85H13V82H11L12 84H10V83H8V77L6 76L5 78H4V76L6 75V74H4V70H5V68H2L3 66H5L8 62ZM61 60H62V58H61ZM64 60V59H63ZM66 60V59H65ZM68 60H70V58L69 59H67V61ZM87 60V59H86ZM254 60V59H253ZM6 61V62H5ZM56 62V63H55ZM59 64H58V63ZM65 62V61H64ZM73 61H71L70 62V65H71V63H72ZM79 62V61H78ZM85 62V61H84ZM120 62V61H119ZM161 62V63H160ZM247 62V61H246ZM6 63V64H5ZM74 63V62H73ZM100 63V62H99ZM42 64L44 65V67H42ZM64 64V63H63ZM76 64V63H75ZM9 65V64H8ZM61 65V64H60ZM83 65V64H82ZM132 65V68L133 69H137L136 67H134V65L133 64H131ZM131 65H129L130 67H131ZM243 65H245V64H243ZM243 65H242V67H243ZM101 66V65H100ZM9 67V66H8ZM40 67H42V70H40ZM106 67H104V68H106ZM239 67V66H238ZM246 67H248V65L246 66ZM246 67H245V70H248V68L246 69ZM3 69V71H2V69ZM6 68H7V66H6ZM9 68V69H10ZM57 68V67H56ZM60 68V67H59ZM131 68V69H132ZM228 68V67H227ZM15 69V70H14ZM130 69V68H129ZM243 69V68H242ZM6 70H8V69H6ZM5 70V71H6ZM62 70V69H61ZM60 69H59V71H61ZM67 70V69H66ZM237 70H238V68H237ZM251 70V69H250ZM9 71V70H8ZM58 71V72H59ZM132 71V70H131ZM136 71V70H135ZM2 72V73H1ZM58 72H56L57 74H58ZM224 72V71H223ZM229 72V71H228ZM233 72V71H232ZM240 72H241V69H240ZM7 73V72H6ZM15 73H16V75H15ZM61 72H59V74H60ZM177 73V72H176ZM183 73V72H182ZM231 73V72H230ZM236 73H237V71H236ZM55 74V73H54ZM62 74V73H61ZM225 74H226V72H225ZM234 74V73H233ZM232 74V75H233ZM238 74H239V70H238ZM243 75V73L241 72L240 73V75ZM251 75H253L252 73H250ZM257 74H258V72H257ZM263 74V72L261 73V75ZM7 75H9V73L7 74ZM179 75V74H178ZM250 75V77H252V78H254L253 76H251ZM254 75H256V74H254ZM259 75H260V72H259ZM260 75V76H261ZM61 76V75H60ZM244 76V75H243ZM31 77H34L33 79H34V83H36V85L35 84H32V82H31V80L30 79H32ZM48 77V76H47ZM55 77V76H54ZM175 77V76H174ZM179 77H180V75L178 76V79H176V84H174L175 83V80H174V89H177V93L174 91V89H173V92L174 93H176L177 94V97H178V95H179V97L180 98H177V97H175V98H177V100L179 101V102H176V101H173V102H171L170 100H168L167 102H171V105H173L172 107H174V109L175 110H173L172 108L170 109V110H172L173 111V113L174 112H180V114L181 115H179V113H178V116H177V118L178 117H180L181 118V116H183L181 119L183 120V119H185V121L187 120V121H189L190 122V120H191V123H196L197 124V122L196 121H198V125H200V124H202V125H200L199 127H206V130H208L209 132H210V134H213V132H215V133H218V134H220L221 136H225V140H227L228 141V139H229V142H233L232 144L233 145H237V146H239L240 147V149L241 150H238V151H240V153H241V155H244L245 157H247L246 159H250L249 160V162L250 161H252V162H257V161H260L261 159H263L264 158V137L262 136V135H260V134H255V135H252V134H250V133H248V132H245V131H240L239 129H236V128H234V123H232L234 126H232V124L230 123V122H233V121H231V119H230V121L226 118V117H223L222 115H225V114H221L220 112H222V111H220V112H218L219 110H218V107L216 108V107H211L210 105V107H208L207 106V104H206V102L204 101V103L206 104H203V102H200V98H201V96H196V95H194L193 93L194 92H192V90H190L189 88H188V85H186L187 83L185 82V80L182 78V80H184V82L186 83V84H184L183 83V81L181 80V79H179ZM234 77V76H233ZM236 77H238V76H236ZM246 78H247V75L245 76ZM256 77V76H255ZM259 77V76H258ZM262 77H263V75H262ZM14 78V79H15ZM56 78H57V76H56ZM106 78V79H105ZM104 78V80H108L109 79V76L108 77H105ZM171 78H173V77H171ZM222 78V77H221ZM227 79H228V77H226ZM249 78V77H248ZM5 79H7L6 80V82H5ZM14 79H13V81H14ZM67 79V78H66ZM135 79V78H134ZM173 79H175V78H173ZM235 79H237V78H235ZM261 79V78H260ZM15 80V81H16ZM68 80V79H67ZM66 80V81H67ZM224 80H225V78H224ZM10 81V80H9ZM12 81V80H11ZM14 81V82H15ZM232 81V80H231ZM247 81V80H246ZM255 81V80H254ZM254 81H252V82H254ZM256 81H258V79H256ZM42 82H45V88L44 89H42L41 90V88H40V85L42 84ZM248 82V81H247ZM251 82V81H250ZM67 83L69 84L68 86H67ZM249 83V82H248ZM19 84V85H18ZM259 84H261V83H259ZM263 84V83H262ZM33 85H35V86H33ZM72 85V84H71ZM86 85V84H85ZM178 86V88H176V86ZM43 86V85H42ZM41 86V87H42ZM70 86V87H69ZM87 86V85H86ZM135 86V85H134ZM154 86V87H153ZM163 86V85H162ZM252 86H253V84H252ZM260 86H262V85H260ZM72 87V88H71ZM12 88V89H11ZM23 88H24V91H22L23 90ZM78 88V87H77ZM87 88H90V87H87ZM86 88V89H87ZM247 88V87H246ZM26 89V90H25ZM104 90V89H103ZM252 90H253V88H252ZM84 91H85V89H84ZM90 91V90H89ZM144 91V92H145ZM88 92V91H87ZM86 92V93H87ZM102 92V93H101ZM100 92V94H103L104 93V91H101ZM81 93V92H80ZM94 93V92H93ZM106 93V92H105ZM142 93V92H141ZM147 93V92H146ZM85 94V93H84ZM84 94L82 95V98L83 97H85L84 96ZM95 94V93H94ZM93 95V94H92ZM110 95V94H109ZM158 97H157V96ZM153 96V95H152ZM160 96V97H159ZM89 97V96H88ZM110 97V96H109ZM242 97V96H241ZM239 98V97H238ZM107 99H108V97H107ZM107 99H106V101H107ZM155 100V101H156ZM165 101H166V99H164ZM163 100V101H164ZM173 100V99H172ZM83 101V100H82ZM110 101V100H109ZM164 101V102H165ZM105 102V101H104ZM113 102H115V101H110L109 103H108V101H107V103L108 104H110V103H113ZM157 102V101H156ZM169 102V103H170ZM249 102V101H248ZM101 103V102H100ZM157 103H160V102H157ZM166 103V102H165ZM172 103H174V104H172ZM202 103V104H201ZM257 103H259L256 99H255V97L254 98H252L251 100H250V102H249V104H248V106H247V110L249 111V114H251V115H257L258 114V110H261V109H263V101L261 102L262 104L261 105H258ZM107 104V105H108ZM115 104V103H114ZM105 105H106V102H105ZM159 105V104H158ZM168 105V104H167ZM100 106V107H99ZM129 104H122L121 103V105L119 106V104L116 106V109H115V107H113V108H110L109 110H111V111H113L114 112V110L116 111V113H111V111L109 112L111 115H113V119L115 118V122L116 123H118V122H120L121 121V119H122V116H123V118H125V117H127V116H125V114L128 112L129 113ZM76 107H77V105H76ZM118 107V108H117ZM171 107V106H170ZM105 107H104V104H103V109H104ZM108 108V107H107ZM258 108H260V109H258ZM98 109V110H97ZM217 109V110H216ZM9 110H10V113H9ZM107 110V109H106ZM101 111V112H100ZM169 112V111H168ZM171 112V111H170ZM40 113H42L43 114V116H44V121H40L39 120V118H41L40 117ZM167 113V112H166ZM172 113V112H171ZM106 114V113H105ZM115 114H117V115H115ZM118 114H119V117H118ZM130 114V113H129ZM129 114H128V116H129ZM169 114V113H168ZM115 115V116H114ZM120 115H121V119H119L118 120V118H120ZM200 115V116H199ZM70 116H72V117H70ZM117 116V117H116ZM125 116V117H124ZM165 112H163L162 111V108H161V110L159 109H157V111H155L153 114H152V118H153V123H158V125L156 124L155 126L153 125V127H157V126H160L163 122H164V120H165ZM202 116V117H201ZM203 116L204 117H206V118H212V121L214 122V124H212L213 122H210V121H207L206 119H204L203 118ZM71 119H70V118ZM85 117V118H84ZM94 117V119H92ZM111 117L112 116H110V119H111ZM84 118V119H83ZM100 118V119H99ZM109 118V117H108ZM173 118V117H172ZM177 118H175V120L176 121H180L181 119L179 118V119H177ZM75 119H77V120H75ZM90 120L91 122H92V120H94V121H96V120H98L99 119V122H97L96 123V125L95 126H93L92 124L93 123H91V122H88V123H86V125H85V123H84V125L85 126H87V127H89L90 129H87V128H85L84 127V125L82 124V122H84V120L86 121V120ZM92 119V120H91ZM116 119L118 120V122L116 121ZM129 119V118H128ZM42 120V119H41ZM123 120V119H122ZM124 120H127V119H124ZM211 120V119H210ZM93 121V122H94ZM114 121V120H113ZM166 121V120H165ZM174 121V119L173 120H171V122H173ZM194 121V122H193ZM182 122V121H181ZM211 124H210V123ZM60 123L62 124L61 126H60ZM121 123V122H120ZM120 123H119V125H120ZM89 124H91L93 127H90L91 125H89ZM122 124V123H121ZM160 124V125H159ZM165 124V123H164ZM172 124V123H171ZM171 124H170V126H169V128H171ZM174 124V123H173ZM172 124V125H173ZM176 124V123H175ZM89 125V126H88ZM140 126V125H139ZM165 126V125H164ZM119 127V126H118ZM132 127V126H131ZM133 127H135V126H133ZM143 127V126H142ZM173 127V126H172ZM62 128V129H61ZM85 128V129H84ZM98 128V127H97ZM115 128V127H114ZM120 128V127H119ZM118 128V129H119ZM208 128V129H207ZM133 129V128H132ZM135 130L133 131V130H131V133H127L129 136L128 137H126V139H128V143L130 142L131 144L133 143V148H131L130 150L131 151H129L127 148L126 149H122V147H124V145L123 144H125V145H131L130 143L128 144V143H126L127 142V140L125 139V142L122 144H120V147H121V149H122V151H121V149H114V148H112V149H114V151L116 150L117 152H118V154L116 153V155L117 156H119V157H124V158H122V161L121 162H124L123 160H126V155H128V157H129V163H130V165H131V170H130V172H129V170L127 171V172H129V174L132 172V173H134L135 175H136V177H138L139 178V176L141 175V174H144V172H145V174H144V176L146 175L147 176V174L148 173H150V172H152L153 171V173H150V175L149 176H151V174H153V178L154 177H156V178H158L156 175H155V173L158 175V173H157V170H156V168L154 169V168H152V166H151V164L152 163H147V162H150V160H149V156L148 155H150L149 154V148H150V144L152 143V141L154 140V139H156V134H155V138H153V134L151 133V132H149L148 130H146L145 131V129H144V131L140 128V127H138L137 125H136V128H134ZM151 130H152V127L150 128ZM149 129V130H150ZM154 129V128H153ZM222 129H224V130H222ZM174 130V129H173ZM226 130V131H225ZM170 131V130H169ZM65 132H67L68 134L67 135H65ZM128 132V131H127ZM189 132V131H188ZM124 133V132H123ZM157 133V132H156ZM117 134V133H116ZM124 134H126V133H124ZM124 134H123V136H124ZM173 134V133H172ZM90 135V136H89ZM98 136V135H97ZM103 136V135H102ZM112 136V135H111ZM116 136V135H115ZM223 136V137H224ZM100 137V136H99ZM113 137V136H112ZM112 137H110V138H112ZM119 137V136H118ZM118 137H117V140H119L118 139ZM183 137V136H182ZM182 137H180V138H182ZM222 137V138H223ZM109 138V137H108ZM160 138V137H159ZM169 138H170V136H169ZM168 138V139H169ZM173 138V137H172ZM177 138H179V137H177ZM176 138V139H177ZM219 138H220V136H219ZM228 138V139H227ZM76 139V140H75ZM90 139V140H89ZM92 139V140H91ZM93 139H95V140H93ZM113 139V138H112ZM115 139V138H114ZM188 139V138H187ZM224 139V138H223ZM156 140H158V139H156ZM76 141V143H78L80 146L77 148L78 150H74L72 147H74L75 148V145H73V142H75ZM210 141V140H209ZM90 143V142H92L91 144H89L90 146L88 147V144H86V143ZM121 142V141H120ZM119 142V143H120ZM123 142V141H122ZM157 142V141H156ZM155 142V140L153 141V143H156ZM72 143V144H71ZM94 143V144H93ZM118 143V142H117ZM118 143V144H119ZM152 143V144H153ZM70 144V145H69ZM116 144V143H115ZM156 144H158V142L156 143ZM155 144V145H156ZM85 145H87V146H85ZM154 144L151 146V147H153V146H155ZM212 145H214V143L212 144ZM96 146V145H95ZM112 146V145H111ZM110 146V147H111ZM116 147V148H120V147H117L116 145H113V147ZM119 146V145H118ZM199 146H202V145H199ZM236 146V147H237ZM86 147V148H85ZM212 147V146H211ZM215 147V146H214ZM234 147V146H233ZM235 147V148H236ZM81 148H83V149H81ZM88 148V150H86L85 151V153L86 154H84V149H87ZM153 148H155V147H153ZM156 148H157V146H156ZM195 148V147H194ZM201 148V147H200ZM231 148V147H230ZM74 150V152L72 153L71 152V150ZM96 149V148H95ZM111 149V150H112ZM205 149V148H204ZM238 149V148H237ZM72 150V151H73ZM236 150V149H235ZM77 151V152H76ZM113 151V150H112ZM115 151V152H116ZM120 151V152H119ZM202 151V150H201ZM221 151H223V150H221ZM231 151V150H230ZM83 152V153H82ZM193 151H191V153L189 152L188 154H185V156L186 157H188V158H190L188 155H194V154H197V152L196 151H194L193 153H192ZM199 152H200V149H199ZM228 152V151H227ZM92 153V152H91ZM90 153V154H91ZM93 153H95L94 151H93ZM114 153V152H113ZM120 153H124V156L123 155H121ZM127 153V154H126ZM219 153H221L220 151H219ZM223 153V152H222ZM79 154H76V155H74V156H76L77 157V155H79ZM89 154V153H88ZM115 154V153H114ZM204 154H206L207 155V152L206 153H203V157H201V159L203 158L204 159ZM216 154V153H215ZM228 156V155H227ZM232 156V155H231ZM235 156V155H234ZM233 156V157H234ZM238 156V153H237V155H236V157ZM240 156V155H239ZM79 157V156H78ZM127 157V158H128ZM178 157V156H177ZM185 157V158H186ZM242 157V156H241ZM83 158H82V160H83ZM194 158H196V159H199V157H196V155H195V157ZM205 158H206V156H205ZM215 158V157H214ZM238 158V157H237ZM54 159V160H53ZM60 159L62 160L61 162H59L60 161ZM76 159H78V158H76ZM75 159V160H76ZM184 159V158H183ZM215 159H217V158H215ZM240 159V158H239ZM239 159H236V161H234V162H237V160H239ZM72 160V159H71ZM81 160V159H80ZM200 160V159H199ZM245 160V159H244ZM84 161V160H83ZM128 161H125L126 162V164L127 165H129L128 164ZM178 161V160H177ZM189 161V160H188ZM201 161V160H200ZM200 161H198V163H200ZM226 161V160H225ZM71 162V161H70ZM79 162V161H78ZM124 162V163H125ZM242 162V161H241ZM247 162V161H246ZM246 162H244V164L246 163ZM254 162V163H255ZM57 163V164H58ZM62 163V164H63ZM72 163V162H71ZM76 163V162H75ZM85 163V162H84ZM147 163V164H146ZM228 163V162H227ZM66 164H67V162H66ZM79 164V163H78ZM78 164H77V166H78ZM151 166V168L150 169H154V170H150L149 169V172H147L146 173V171H148L147 169H146V166H148V167H150L149 165ZM197 164V163H196ZM222 164H224V163H222ZM231 164H233L232 162H231ZM230 164V165H231ZM237 165L238 164H240V163H236ZM75 165V164H74ZM203 165V164H202ZM215 165H217V164H215ZM219 165V164H218ZM234 165V164H233ZM232 165V166H233ZM242 165V164H241ZM76 166V165H75ZM76 166V167H77ZM154 166V165H153ZM213 166H214V164H213ZM220 166V165H219ZM246 166V165H245ZM245 166H244V168H245ZM147 167V168H148ZM216 167V166H215ZM225 167V166H224ZM222 168V167H221ZM243 168V167H242ZM51 169H52V171H51ZM110 169V168H109ZM118 169V168H117ZM124 169H126L125 167H124ZM127 169H129V167L127 168ZM126 169V170H127ZM145 169H146V171H145ZM116 170V169H115ZM115 170H114V172H115ZM238 170H239V168H238ZM237 170V171H238ZM247 169H245V171H246ZM55 171V170H54ZM117 171V170H116ZM119 171H121V172H119ZM119 171H117V172H119L120 173V176L116 173V175H118L117 177L118 178H122V176H121V173H123V174H125V176H124V178H126V179H131L132 178V176H130V175H132V173L129 175L128 173H125V170H120L119 169ZM217 171V170H216ZM220 171V170H219ZM244 170H242V172H243ZM199 173V172H198ZM201 173H203V172H201ZM42 174V175H41ZM129 175L128 177H127V175ZM219 174H220V172H219ZM225 174V173H224ZM155 175V176H154ZM196 175V174H195ZM200 175V174H199ZM222 176H224L223 174H221ZM113 176H115V175H113ZM230 176V175H229ZM116 176H115V180L116 179H118ZM134 178H136L135 176H133ZM141 177H143L142 175H141ZM225 177H226V175H225ZM240 177V176H239ZM39 178H41V179H39ZM51 178V177H50ZM124 178H122V181H121V179H120V181H118V183H120V182H123L124 183V181H123V179ZM150 178V177H149ZM151 178H152V176H151ZM156 178H154L155 180H153V181H151V180H149V181H151V183L152 182H154L155 181V183L154 184H157L158 186H160L159 188V193L157 192V191H155V193L156 194H158V201H156L157 199H156V196H155V193H154V196H155V198H153V200L154 199H156V200H154L155 201V203H157V204H159L160 205V208L162 207H168L169 205H168V202H166L165 203V199H166V201H169V203H170V201L171 200H173L174 201V199L172 198V196H174L175 197V195L177 194V193H179V192H181V194H182V190L180 189V191H177L176 190V188H174V186H176L177 187V185H176V183H174V182H171L172 180H170V182H169V180H167L168 182L166 183L164 180L165 179H160V180H158V179H156ZM201 178V177H200ZM125 179V186L127 187V183H128V181ZM194 179V178H193ZM202 179H203V176H202ZM134 181H135V179H133ZM145 180H146V178H145ZM196 180V179H195ZM200 181V183H201V180L200 179H197L196 181ZM27 181V182H26ZM117 181V180H116ZM133 181V182H134ZM160 181V182H159ZM163 181H164V183H163ZM195 181V182H196ZM20 182V183H19ZM26 182V183H25ZM29 182V183H28ZM44 182H45V180H44ZM178 182V181H177ZM205 182V181H204ZM220 182H222V184H223V180L222 181H220ZM15 183H16V185L17 186H14L15 185ZM17 183H19V185L17 184ZM28 183V184H27ZM30 183H31V185H30ZM117 182H116V184H118ZM122 183V184H123ZM145 183H146V181H145ZM148 183V182H147ZM161 183H163V185L161 184ZM193 183V182H192ZM226 183H228L227 181H226ZM225 183V181H224V185H222L223 187H221V188H223V189H221V188H219L218 187V185H217V187L215 188V187H213L214 189H211L210 191L208 190V193H209V195L207 194V192H206V190L204 191V190H202V189H204V188H202V187H200L199 186V189L198 188H194V189H197L198 190V193L199 194H201L200 196H199V198H197V201H196V203H195V205L194 206H191V208L189 209V208H185L184 209V211H183V213H184V215L182 216L181 215V217H180V219H181V222H179L178 220H177V222H176V220L175 221H172V219H170V218H167L165 221H164V223H163V225H161L160 224V227L162 226V227H166V228H164V235L166 234V229H168V230H170L169 231V233H170V235L168 234V232H167V234L169 235H167V237H164V235H163V233H162V235L160 234L161 233V231H163V229L161 230L160 229V227H159V225L158 226H156L157 224H155V222L156 223H158L159 221L156 219V220H154L153 222H154V225L156 226V227H159L158 229H160V230H158V231H160V232H158V231H156V230H154L155 229V226L154 227H152V228H150V231H149V229H148V231L147 230H145V231H147V232H150V233H145V234H148V235H146L147 236V238H151L152 239V243H153V245H155L154 247H153V245H149L150 247L152 246L153 247V249L156 251V252H152V251H150V252H152L150 255H144L145 253H147L148 251H147V249H149V246H144V244H143V246L144 247H147V249H146V252L144 253L143 251L145 250V249H142L143 251H140V252H143V253H140V254H142V256L144 255L145 257V259L147 258V259H149L150 260V258H151V260L153 261V263L154 264H159V262H161V260L162 261H164V262H166V261H169V260H171V262H172V264H198V263H193L194 262V260L193 259H195V258H200V260H198V259H195L197 262H199V263H203V264H209V262H210V264L211 263H213V261H214V259H215V262L216 261H220V259H218V260H216V253L218 252L219 253V257L220 258H224L223 256L221 257L220 255H221V251H220V248L217 246V244L215 243V249L214 248H212V249H210V247L212 246V244H213V241L211 240V238H216V236L217 235H219L217 238V241H219V238L220 237H222V235L223 236H225V234H226V236H228L229 235V230H231L232 229V227L230 228L229 227V225H228V227H226L225 226V224H226V221L225 220H227V219H225L226 217H223L224 215H226L227 216V214L225 213L224 214V212H227L228 211V209H229V211L227 212V213H231L232 212V210H230V209H232V208H230V207H232V206H230V205H232L233 204V200H234V203H237V208H238V206H239V208L238 209H240V211H238V210H236V212L238 211L239 213V215L240 216H242V217H240L242 220H241V222H243V223H241V225L240 226H243V228L242 229H240L241 227H238V229H240V233H241V231H243L244 232V235H243V232L241 233V238H239V239H241V240H239V243L237 242L238 241V237H236V238H234V236H232V238H234L235 239V242L238 244V245H236V246H239L238 248L235 246V244H233L234 246H233V248L235 247V250L236 249H238V250H236V254H237V256L234 254V252H235V250H233V254H234V256L236 257H234L233 256V254H232V256H231V258L230 257H228L227 259H233V258H235V259H233V262H231L230 260H228V261H230L231 262V264H264V200L263 201H260L258 198V196L256 197V195H257V193H256V195H255V193H252V194H254V196L251 194V193H249V194H251L252 196H250L249 197V194L247 195V194H245V195H247V197L246 198H244V195L242 196L241 194L242 193H240V195H238L237 196V190H234V189H232V188H228L229 186H228V184L230 183H228L227 184V186L225 185L226 184ZM237 183V182H236ZM41 184H44L43 182H41ZM40 184V186H43V185H41ZM121 183L119 184V185H122ZM178 184V183H177ZM190 185L189 186H191V183H189ZM203 184V183H202ZM231 184V183H230ZM229 184V185H230ZM233 184V183H232ZM231 184V185H232ZM32 185V186H33ZM130 185V184H129ZM133 185V184H132ZM143 185V184H142ZM145 185V184H144ZM147 186L148 185H150V184H146ZM156 185V186H157ZM162 185V186H161ZM193 185V184H192ZM219 185H221V184H219ZM239 185V184H238ZM12 186H14V187H12ZM37 186H39V185H37ZM36 186V187H37ZM39 186V187H40ZM125 186L123 187V188H125ZM146 186V187H147ZM195 186V185H194ZM227 187L228 188V190H225V187ZM11 187L13 188V189H11ZM121 187V186H120ZM133 187H134V185H133ZM149 187V186H148ZM153 187V186H152ZM154 187H155V185H154ZM232 187V186H231ZM3 188V189H4ZM16 189V192L15 193H18V192H20V191H23V190H21L20 188L19 189ZM127 188H129V187H127ZM126 188V189H127ZM182 188V187H181ZM201 188V189H200ZM226 188V189H227ZM4 189V190H5ZM29 189V188H28ZM42 189V188H41ZM171 190V192H167V193H165V191L166 190ZM17 190H19L18 192H17ZM134 190H135V187H134ZM133 190V191H134ZM167 190V191H168ZM199 190H201V192H199ZM6 191V190H5ZM242 191H244V190H242ZM241 191V192H242ZM172 192H176V194H172ZM189 192H191V188H190V190H189ZM193 192V191H192ZM23 192H20V193H18L19 195H16V198L18 197V198H20L21 196H20V194L23 196V194H22ZM135 193L136 192H134L133 194L135 195ZM138 193H141V192H138ZM138 193H136V194H138ZM169 193H171V195H169ZM236 193V194H235ZM247 193H248V191H247ZM7 195H8V192L6 193ZM133 194H131V195H133ZM164 194H166V195H164ZM167 194L169 195L168 197H169V199L167 200ZM163 195H164V197H163ZM136 196V195H135ZM153 196V197H154ZM166 196V197H165ZM179 196V195H178ZM181 196V195H180ZM179 196V197H180ZM183 196V195H182ZM181 196V197H182ZM260 196V195H259ZM263 196V195H262ZM264 197V196H263ZM125 197H119L118 199H117V201H116V199H111L110 198V200H108V201H110V205L112 204H115V203H117L118 204V202H120L122 199H124ZM127 198V197H126ZM131 198V197H130ZM152 198V197H151ZM170 198H172V199H170ZM183 198V197H182ZM178 199V198H177ZM177 199H176V197H175V203L177 202ZM264 199V198H263ZM151 200V199H150ZM149 200V198H148V201H141V203L144 205H142L143 206V208H144V211L147 213V217H151L152 219H154L153 217V215H155L156 216V214L157 213H154V211H152L151 209V201ZM101 201V200H100ZM127 199H126V201H125V203H127ZM150 201V202H149ZM154 201H152L153 203H154ZM173 201H171V203L173 202ZM103 202V201H102ZM121 202H123V201H121ZM121 202L119 203V204H121ZM145 202V203H144ZM124 203V202H123ZM154 203V204H155ZM171 203H170V205H171ZM174 203V204H175ZM91 204V203H90ZM153 204V205H154ZM164 204H166V205H168V206H165ZM93 205V204H92ZM91 205V206H92ZM111 205V207H112V211H113V206ZM127 205V204H126ZM125 205V207H126V212L124 213V215L126 214L127 215V212H128V210H129V212H131V210L129 209V207H128V205L126 206ZM132 205V204H131ZM159 205H154L155 207L156 206H158V207H156V208H158V209H154V210H159L160 211V209H159ZM235 205V204H234ZM93 206H95V205H93ZM141 206V207H142ZM153 206V208H155ZM110 207V208H111ZM135 207V206H134ZM194 207V208H193ZM229 207V208H228ZM235 207V206H234ZM241 207V208H240ZM92 208V207H91ZM131 208V207H130ZM165 208H163L162 210L164 211L165 210ZM243 208H244V211H243ZM89 209V208H88ZM103 209V208H102ZM133 209V208H132ZM145 209H147V211L145 210ZM227 209V211H224V210H226ZM242 209V210H241ZM95 210V209H94ZM109 210V209H108ZM139 210V209H138ZM141 210V209H140ZM12 211V210H11ZM111 211V212H112ZM150 211H152L153 212V214H152V212H150ZM155 211V212H156ZM90 212V211H89ZM88 212V213H89ZM97 212V211H96ZM103 212H105L104 210H103ZM113 212H115V211H113ZM140 212V211H139ZM141 212H143V209L141 210ZM219 212H221V213H219ZM243 214H245V217L243 216V215H241L242 213ZM11 213H13V212H11ZM94 213V212H93ZM102 213V212H101ZM106 213V212H105ZM110 213V210H109V212H108V214ZM145 213V214H146ZM221 214L219 217H218V215L219 214ZM10 214V213H9ZM107 214V215H108ZM136 214V213H135ZM148 214H151V215H148ZM224 214V215H223ZM234 214H237V213H234ZM11 215V214H10ZM13 215V214H12ZM11 215V216H12ZM16 215H17V213H16ZM102 215H103V213H102ZM128 215H129V213H128ZM128 215H127V217H128ZM131 215V214H130ZM129 215V216H130ZM215 215V216H214ZM239 215H237V216H239ZM90 216V215H89ZM109 216V215H108ZM133 216H134V214H133ZM203 216H205V218H203ZM212 216V217H211ZM13 217V216H12ZM15 217V216H14ZM106 217V216H105ZM132 217V216H131ZM136 217V216H135ZM137 217H138V215H137ZM146 217V218H147ZM200 217V218H199ZM202 217V218H201ZM208 217H210L211 218V220H210V218H208ZM217 217V218H216ZM222 218L223 217V220H224V222H223V220L222 219H219V218ZM232 217V216H231ZM234 217H235V215H234ZM7 218V217H6ZM97 218V217H96ZM110 218V217H109ZM120 218V217H119ZM122 219H123V217H121ZM140 218H142V217H140ZM144 218V217H143ZM156 218V217H155ZM206 218H208V220L206 219ZM216 218V219H215ZM233 218V217H232ZM14 219H17V218H14ZM14 219H12V220H14ZM70 219V218H69ZM98 219V218H97ZM134 220H135V218H133ZM133 219H131V220H133ZM203 219V220H202ZM205 219V220H204ZM9 219H7V221H8ZM107 220V219H106ZM126 220V219H125ZM128 220H129V217H128ZM128 220H126V221H128ZM133 220V221H134ZM138 220V219H137ZM144 219H142L141 220V222H139V223H141L140 224V226L143 224L142 223V221H143ZM214 220H217V221H220V222H218V223H216V221H215V223H214ZM221 220H222V222L223 223H225L224 224V226L225 227H220V233H219V231H217L216 230V224H218L217 226H219V225H221L222 226V222H221ZM229 220V219H228ZM227 220V221H228ZM237 220H238V217H237ZM101 221H102V219H101ZM109 221V220H108ZM121 221V222H120ZM126 221L124 222V224L126 225ZM158 221V222H157ZM8 222H11V221H8ZM8 222H6V223H8ZM50 222V221H49ZM71 222V221H70ZM100 222V221H99ZM112 222V221H111ZM119 222H120V224L121 223H123V220H119ZM131 222V221H130ZM137 222V221H136ZM149 222V223H148ZM173 222H175V225L174 226H172L170 223H173ZM230 222V221H229ZM234 222V221H233ZM238 222V221H237ZM109 223V222H108ZM113 223V222H112ZM128 224H129V221L127 222ZM144 223H145V220H144ZM147 225H150V221L148 220L147 221ZM212 223L213 224H215V226H213V228L211 229V227L210 226H212ZM51 224V223H50ZM97 224V223H96ZM103 224V223H102ZM111 224V223H110ZM114 224V223H113ZM127 224V225H128ZM131 224H134L133 222H131ZM131 224H129V228L131 229L132 227H130L131 226ZM159 224V223H158ZM209 224H211V225H209ZM5 225V224H4ZM13 225V224H12ZM17 225V224H16ZM47 225V224H46ZM107 225V224H106ZM114 225H116V224H114ZM123 225V224H122ZM124 225V227L126 228L125 229V232H124V235H122V237L123 236H125V234L128 236V233H129V231H128V226L126 227ZM144 225V224H143ZM142 225V227H140V229L141 228H143L144 229V226ZM202 225V226H201ZM206 225V228L205 227H203V226H205ZM233 225H234V223H233ZM232 225V226H233ZM6 226V225H5ZM14 226V225H13ZM69 226H70V224H69ZM73 226V225H72ZM95 226V225H94ZM97 226V225H96ZM95 226V227H96ZM102 226V225H101ZM110 226V225H109ZM113 226V225H112ZM117 226V225H116ZM119 226V225H118ZM117 226V227H118ZM135 226V225H134ZM209 226V227H208ZM7 227V226H6ZM6 227H3V225H0V236L2 235V229L3 228H6ZM71 227V226H70ZM70 227H68V228H70ZM93 227V226H92ZM95 227H94V229H95ZM98 227H99V225H98ZM97 227V230H94L93 228V230L94 231H92V233L94 232L95 233V231H98V228ZM103 227V226H102ZM102 227H100V229L102 228ZM115 227V226H114ZM117 227L115 228V230L117 229ZM123 227V226H122ZM161 227V228H162ZM197 227V228H196ZM199 227H202L201 228V233H199L198 234V231L196 232L197 234H198V236H196V234H195V236H196V238H195V236H193L194 234H193V232H195L194 231V229L196 228L197 230H199L198 228ZM215 227V228H214ZM13 228V227H12ZM154 228V229H153ZM224 228L226 229L225 231H224ZM229 228V232L227 231V229ZM9 229H10V227H9ZM107 229H109V228H107ZM112 227H111V230L109 229L108 231L110 232V231H112ZM129 229V230H130ZM140 229H137V230H140ZM203 229V230H202ZM218 230H219V227L217 228ZM244 229V230H243ZM4 230V229H3ZM105 231V226H104V228H102L100 231H98L99 233L101 232L102 234H103V232ZM166 230V231H165ZM193 232H192V231ZM216 230V231H215ZM236 230V229H235ZM5 231V230H4ZM69 231H71L72 232V230H69ZM114 231V230H113ZM126 231H127V233H126ZM136 231V229L135 230H133V232H135ZM191 231V232H190ZM214 231V232H213ZM222 231H224V232H226V233H224V232H222ZM234 231V230H233ZM6 232V231H5ZM49 232V231H48ZM53 232H54V230H53ZM56 232V231H55ZM60 232H62V231H60ZM71 232H70V234H71ZM80 232V231H79ZM78 232V233H79ZM98 232H96V233H98ZM116 232V231H115ZM120 232V231H119ZM190 232V233H189ZM200 232V231H199ZM219 233V234H216V233ZM227 232H228V234H227ZM236 234H238V230H236ZM4 233V232H3ZM93 233V234H94ZM98 233V234H99ZM106 233H108L107 231L106 232H104V234H106ZM111 233V232H110ZM113 233V232H112ZM130 233H132V230L130 231ZM230 233H232L233 234V232L231 231ZM41 234V233H40ZM46 235H44V236H47L48 237V235H47V233H45ZM49 234H51V232L49 233ZM53 235L55 234V233H52ZM59 234V233H58ZM75 234V233H74ZM77 234V233H76ZM101 234V235H102ZM117 234V233H116ZM119 234H121V233H119ZM132 234H134V233H132ZM132 234H130V235H132ZM137 234V233H136ZM150 234V235H149ZM188 234H190L191 235V237H186ZM42 235V234H41ZM165 235V236H166ZM231 235V234H230ZM38 236H40V235H38ZM50 236H52V235H50ZM55 236V235H54ZM53 236V238L52 237H50V243L49 244H47L48 246H46V248H45V246L42 248V247H40L39 249H41V251L39 250L37 253H39V252H41L40 253V256H38V257H35V256H37L36 254L34 255V256H32L31 258H32V260H34L35 258L37 259H35L36 260V264H38V260H40V259H42V261H43V259L45 260V258L46 259H48V261H51L50 263H52V264H56V262H55V259H56V261L57 260H59V258L60 257H63L64 258V254H63V252L65 253V252H67V248H66V246H64V245H62V247L63 248H65V250H63L62 251V247H61V249L59 248L60 246H58V240H57V242H55V240L53 241V239L55 238V237H57V236H55L54 237ZM61 236H63L64 237V235H62L61 234ZM74 236V235H73ZM95 236V235H94ZM110 236H111V234H110ZM118 236V235H117ZM133 237H134V235H132ZM223 237L222 238V240L223 239H225L226 240V238H228L229 239V237ZM238 236V235H237ZM32 237V236H31ZM41 238H42V236H40ZM46 237V238H47ZM58 237L59 238H61L60 237V235H58ZM58 237H57V239H58ZM67 237V236H66ZM103 237V236H102ZM115 237H116V235H115ZM126 237V236H125ZM129 237V236H128ZM127 237V238H128ZM1 238V237H0ZM98 238V237H97ZM101 238V237H100ZM118 238V237H117ZM146 238V239H147ZM150 238H149V240H150ZM187 238V239H186ZM191 238V239H190ZM45 239V238H44ZM56 239V238H55ZM62 239V238H61ZM64 239H65V237H64ZM63 239V240H64ZM76 239H78V238H76ZM105 239V238H104ZM221 239V238H220ZM30 240V239H29ZM66 240V239H65ZM64 240V241H65ZM89 240H90V238H89ZM99 240V239H98ZM145 240V239H144ZM143 239H142V241H144ZM149 240H146V241H144V242H146V243H149L150 241ZM221 240V241H222ZM32 241V240H31ZM33 241H34V238H33ZM32 241V242H33ZM39 240H38V237H37V239L35 238V242H33L34 243V246L35 247H37L40 243L38 242ZM72 241V240H71ZM74 241V240H73ZM137 241V240H136ZM148 241V242H147ZM232 241V240H231ZM27 242V241H26ZM91 242V241H90ZM89 242V243H90ZM92 242H94V241H92ZM91 242V243H92ZM127 242V241H126ZM144 242H140V243H144ZM32 243V244H33ZM139 243V244H140ZM145 243V244H146ZM233 243H234V241H233ZM36 244V245H35ZM96 244H97V242H96ZM108 244H109V241H108ZM111 244V243H110ZM113 244V243H112ZM139 244H137L136 246H139ZM31 245V244H30ZM59 245H60V243H59ZM119 245V244H118ZM148 245V244H147ZM219 245H221V244H219ZM42 246V245H41ZM94 246V245H93ZM107 247H108V245H106ZM112 246V245H111ZM110 246V247H111ZM114 246H115V244H114ZM121 246V245H120ZM130 246H131V244H130ZM141 244H140V246L139 247H143ZM70 248H71V246H69ZM76 247V246H75ZM91 247H92V244H91ZM98 247V246H97ZM113 247V246H112ZM134 247V249L132 250V248ZM133 247L132 248H130L131 249V251H133V253H136V251L139 249V247H138V249L136 250V247L133 245ZM225 247V246H224ZM28 248V247H27ZM69 248V249H70ZM73 248V247H72ZM86 248V247H85ZM109 248V247H108ZM116 248V247H115ZM118 248V247H117ZM122 248H123V245H122ZM121 248V250H120V248H119V251H120V253L118 252V254H120V255H118L117 257H119V256H121L122 257V255H125V249H122ZM125 248V247H124ZM128 248V249H129ZM217 248V249H216ZM225 248H227V247H225ZM228 248H229V246H228ZM36 249H38V248H36ZM87 250H89L90 251V247L89 248H86ZM107 249V248H106ZM106 249H105V252H104V250H103V253H106ZM112 248H110V251L109 252H107L106 254L107 255H109L110 257L109 258H111V255H112V250H111ZM127 249V248H126ZM141 249V248H140ZM1 250V249H0ZM43 250V251H42ZM80 250V249H79ZM82 250H84V249H82ZM94 250V249H93ZM115 250V249H114ZM113 250V251H114ZM122 250H125V251H123V252H121ZM217 250H219V251H217ZM75 252L77 251V249L76 250H74ZM135 251V252H134ZM210 251H212V252H210ZM1 252V251H0ZM72 252V251H71ZM80 252V251H79ZM85 252V253H84ZM94 252H95V250H94ZM97 252V251H96ZM96 252H95V254H96ZM116 252V251H115ZM137 252H139V251H137ZM160 253L159 254V256H158V254H156L155 256H154V254L155 253ZM209 252H210V254H209ZM214 252H215V254H214ZM223 252V251H222ZM225 252H226V250H225ZM238 252V253H237ZM2 253H3V251H2ZM73 253V252H72ZM71 253V254H72ZM99 253H101V251H99ZM98 253V254H99ZM109 253V254H108ZM110 253H111V255H110ZM127 253H129V252H126V254ZM131 253V252H130ZM154 253V254H153ZM217 253V254H218ZM226 253H228V252H226ZM225 253V254H226ZM231 253H232V251H231ZM33 254V253H32ZM68 254H70V251H69V253ZM68 254H65V258L64 259H66V257L68 256ZM70 254V256L71 257H75L74 255V253L71 255ZM81 254H83V255H85V254H87L86 256H90V254H92V253H86V251L84 250V251H82V253L80 252V255H79V253L78 254H76V256L78 255L79 257H77V258H79V263L78 264H80V260L82 259V263L83 264H86L87 263V261H85V260H91V259H89V258H86V256L85 257H83V255H81ZM117 254V253H116ZM115 254V255H116ZM138 254V253H137ZM136 254V255H137ZM140 254H138L137 256L139 257V255ZM211 254H213V256L214 257H212V255ZM223 254V253H222ZM107 255H106V258H105V254H104V256H103V254L101 255V258L103 257V259L101 260V258H99L100 256H98L97 258H99L98 260H101V262L104 260V258L106 259V260H104L103 262L106 264V261H107ZM135 255V254H134ZM134 255H132L133 256V258H134ZM152 255L154 256V258L152 257ZM229 255V254H228ZM227 255V256H228ZM231 255V254H230ZM82 256V257H81ZM141 256V255H140ZM147 256V257H146ZM150 256V257H149ZM163 258H161V257ZM200 256H202L203 258H206L207 257V261H206V259H205V261H206V263H205V261L203 262V260L204 259H201L202 257H200ZM226 256V255H225ZM226 256V257H227ZM3 255L0 253V263L1 264H5L4 263V259H3ZM9 257V256H8ZM39 257H41L40 259H38ZM54 257H55V259H54ZM71 257H70V259H71ZM95 257V256H94ZM125 257V259H127L128 257H126V256H123L122 258H124ZM149 257V258H148ZM159 257L161 258V260L160 261H156V263H155V260H158L159 259ZM212 257V258H211ZM58 258V259H57ZM76 258V257H75ZM122 258H119L120 260L122 259ZM130 259L132 258V257H129ZM132 258V259H133ZM51 259V260H50ZM67 259H69V256H68V258ZM65 260V262H66V264L68 263V264H72V262H73V264L74 263H76L77 264V259H73V261H71V260ZM94 259H96V258H94ZM125 259H123V261L121 260V262H123L122 264H126L127 262H128V260H125ZM131 259V260H132ZM134 259H136V258H134ZM133 259V262L135 261V263H137L138 261H139V263L138 264H142V262L140 261L141 259H137L138 261H136V260H134ZM227 259H226V262H223L224 264L226 263V264H230V262H228L227 261ZM32 260H31V262H32ZM34 260V261H35ZM93 260V259H92ZM149 260H147V261H149ZM149 261L150 262V264H152V261ZM201 260H202V262H201ZM208 260H209V262H208ZM212 262H211V261ZM33 261V262H34ZM47 261V260H46ZM47 261V262H48ZM60 261V263L61 264H65V262H64V260H59ZM68 261V262H67ZM71 261V262H70ZM75 261V262H74ZM96 261H97V259H96ZM110 261V259L107 261V263ZM119 261V260H118ZM125 261V262H124ZM127 261V262H126ZM145 261V260H144ZM147 261H145V263L144 264H149V262H147ZM193 261V262H192ZM32 262V263H33ZM86 262V263H85ZM91 262H95V261H91ZM90 262V263H91ZM100 262V261H99ZM102 262V263H103ZM112 262V261H111ZM131 262L132 261H130L129 260V262L127 263V264H131ZM132 262V263H133ZM141 262V263H140ZM158 262V263H157ZM164 262H163V264H164ZM171 262H169V263H171ZM214 262V263H215ZM34 263V264H35ZM40 263H42L41 262V260H40ZM39 263V264H40ZM60 263H57V264H60ZM81 263V264H82ZM113 263V262H112ZM135 263H133V264H135ZM162 263V262H161ZM160 263V264H161ZM220 262H218V264H219ZM223 263H221V264H223ZM43 264V263H42ZM87 264H89V262L87 263ZM94 264H98V261H97V263L95 262ZM114 264V263H113ZM118 264H120V263H118Z\"/></svg>",
  "mask_w": 264,
  "mask_h": 264
}]
</instances>
